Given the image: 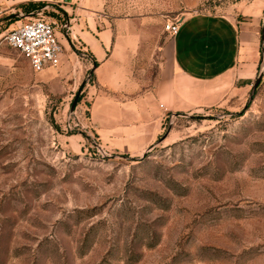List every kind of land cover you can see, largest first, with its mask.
Wrapping results in <instances>:
<instances>
[{
	"label": "rangeland",
	"instance_id": "obj_1",
	"mask_svg": "<svg viewBox=\"0 0 264 264\" xmlns=\"http://www.w3.org/2000/svg\"><path fill=\"white\" fill-rule=\"evenodd\" d=\"M189 13L237 25L257 17L247 92L231 106L168 114L139 154L101 146L83 91L98 62L81 32L117 16L163 28ZM36 17L61 44L47 77L5 40ZM263 23L264 0H0V264H264ZM56 80L67 91L49 89Z\"/></svg>",
	"mask_w": 264,
	"mask_h": 264
},
{
	"label": "crops",
	"instance_id": "obj_2",
	"mask_svg": "<svg viewBox=\"0 0 264 264\" xmlns=\"http://www.w3.org/2000/svg\"><path fill=\"white\" fill-rule=\"evenodd\" d=\"M256 19L237 25L223 14H184L170 38L156 17L117 16L100 29L89 23L81 38L98 63L83 91L100 145L136 155L159 138L168 114L236 104L257 68ZM56 82L49 89L67 91Z\"/></svg>",
	"mask_w": 264,
	"mask_h": 264
},
{
	"label": "built area",
	"instance_id": "obj_3",
	"mask_svg": "<svg viewBox=\"0 0 264 264\" xmlns=\"http://www.w3.org/2000/svg\"><path fill=\"white\" fill-rule=\"evenodd\" d=\"M178 21L179 18L166 19L163 30L175 35L179 29ZM5 40L29 61L35 71L56 67L60 62L61 44L51 21L37 17L27 19L9 30Z\"/></svg>",
	"mask_w": 264,
	"mask_h": 264
},
{
	"label": "water",
	"instance_id": "obj_4",
	"mask_svg": "<svg viewBox=\"0 0 264 264\" xmlns=\"http://www.w3.org/2000/svg\"><path fill=\"white\" fill-rule=\"evenodd\" d=\"M260 43L261 45L264 43V23L262 25V28H261V32H260ZM95 67V65L92 66L90 72H89V76L91 75L92 71H93V68ZM262 74H263V68L260 69L259 73H258V76L257 78L255 79L253 85H252V88H251V91H250V98L255 90V88L257 87L258 83L260 82L261 80V77H262ZM76 98L73 100L72 104H71V108L70 110H73V108L75 107V104H76ZM170 129V126L168 127V130L167 132L169 131Z\"/></svg>",
	"mask_w": 264,
	"mask_h": 264
},
{
	"label": "trees",
	"instance_id": "obj_5",
	"mask_svg": "<svg viewBox=\"0 0 264 264\" xmlns=\"http://www.w3.org/2000/svg\"><path fill=\"white\" fill-rule=\"evenodd\" d=\"M95 65H97V64H95Z\"/></svg>",
	"mask_w": 264,
	"mask_h": 264
}]
</instances>
